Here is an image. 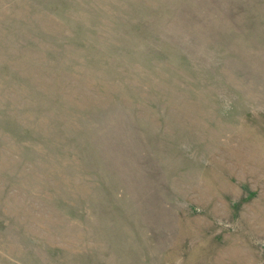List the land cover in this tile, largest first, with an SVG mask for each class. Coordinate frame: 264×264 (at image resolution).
<instances>
[{"label":"rangeland","instance_id":"1","mask_svg":"<svg viewBox=\"0 0 264 264\" xmlns=\"http://www.w3.org/2000/svg\"><path fill=\"white\" fill-rule=\"evenodd\" d=\"M0 264H264V0H0Z\"/></svg>","mask_w":264,"mask_h":264}]
</instances>
